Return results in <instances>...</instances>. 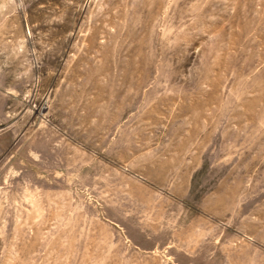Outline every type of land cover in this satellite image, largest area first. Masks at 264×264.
I'll list each match as a JSON object with an SVG mask.
<instances>
[{"label": "rangeland", "instance_id": "374dc122", "mask_svg": "<svg viewBox=\"0 0 264 264\" xmlns=\"http://www.w3.org/2000/svg\"><path fill=\"white\" fill-rule=\"evenodd\" d=\"M0 264H264V0H0Z\"/></svg>", "mask_w": 264, "mask_h": 264}]
</instances>
